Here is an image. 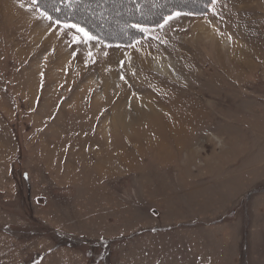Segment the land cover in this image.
<instances>
[{
    "label": "rangeland",
    "instance_id": "rangeland-1",
    "mask_svg": "<svg viewBox=\"0 0 264 264\" xmlns=\"http://www.w3.org/2000/svg\"><path fill=\"white\" fill-rule=\"evenodd\" d=\"M0 264H264V0L129 46L0 0Z\"/></svg>",
    "mask_w": 264,
    "mask_h": 264
},
{
    "label": "trees",
    "instance_id": "trees-1",
    "mask_svg": "<svg viewBox=\"0 0 264 264\" xmlns=\"http://www.w3.org/2000/svg\"><path fill=\"white\" fill-rule=\"evenodd\" d=\"M96 0H35L36 6L44 12L49 18L53 19L58 23H67L73 24L81 27L94 37L100 39L107 45L113 46H129L132 45L137 40H141V38L145 35V29L153 26H158L162 23L165 18L177 11H185V12H196L199 14H207L209 13L211 6L216 0H177L171 1L168 5L164 7H160L155 13H152V10L145 15V17L141 16L140 13L142 11H147L146 5L149 3H138L137 0H125L126 4L130 6H137L136 17H127L123 23L121 28L115 29L110 24L115 23L116 21L112 19V23H109V28L104 24L106 18L112 17L111 11H108L109 14L101 22L97 20H93L91 18L84 17L83 14L90 17L92 11L94 10V4L90 7L86 6L83 8L84 13H80L83 4H88L89 2H94ZM155 4H157V0H152ZM142 2V1H141ZM189 3H194L195 5L189 6ZM119 4V3H117ZM157 6V5H156ZM116 24V23H115ZM118 31L117 30H121ZM115 30V31H114ZM114 31V32H113ZM125 32V33H124Z\"/></svg>",
    "mask_w": 264,
    "mask_h": 264
},
{
    "label": "bare ground",
    "instance_id": "bare-ground-1",
    "mask_svg": "<svg viewBox=\"0 0 264 264\" xmlns=\"http://www.w3.org/2000/svg\"><path fill=\"white\" fill-rule=\"evenodd\" d=\"M229 40V38L228 37H223V41L224 42H227ZM153 65H154V67L156 68V69H158V70H160V71H163V72H167V70H168V66L166 67V66H164V64L163 63H161L159 60H154V62H153ZM142 106V105H141ZM147 106V108H148V110L151 112V110H152V112H153V110H154V108H153V106L152 107H150V106H148V105H146ZM156 111V110H155ZM145 114V113H144ZM170 123V122H169ZM169 123H167L168 124V126H170V128H172V126L169 124ZM165 127V126H164ZM173 131H176V129H174L173 128Z\"/></svg>",
    "mask_w": 264,
    "mask_h": 264
}]
</instances>
